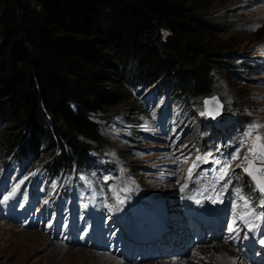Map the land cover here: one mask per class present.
<instances>
[{
	"label": "trees",
	"instance_id": "obj_1",
	"mask_svg": "<svg viewBox=\"0 0 264 264\" xmlns=\"http://www.w3.org/2000/svg\"><path fill=\"white\" fill-rule=\"evenodd\" d=\"M185 2L0 0V123L11 127L0 137L5 171L37 157L47 189L101 172L107 141L92 117L127 89L140 94L169 78L185 97L212 95L213 58L225 48L204 44L220 31Z\"/></svg>",
	"mask_w": 264,
	"mask_h": 264
},
{
	"label": "rangeland",
	"instance_id": "obj_2",
	"mask_svg": "<svg viewBox=\"0 0 264 264\" xmlns=\"http://www.w3.org/2000/svg\"><path fill=\"white\" fill-rule=\"evenodd\" d=\"M185 1V4L195 11L196 17L208 20L220 31L208 40L205 37L203 42L211 45L210 48H225L223 54L213 58L217 60V73L213 74V95L222 103L218 119L229 123H209L205 116L200 115L204 104L198 99L182 95L174 88L169 78L148 88L139 87L140 94L136 90H125L126 99L121 97L118 105L92 117L99 126L100 135L107 141L103 153L107 170L97 176H85L86 185L82 187L78 201L71 203L69 207L64 204L65 211L61 208L52 210L47 198L61 194L53 189L46 193L45 197L44 186L41 185L34 197L17 192L5 204L0 205V264H98L90 254L84 255L80 260L73 254L74 257H68L61 252L53 255L50 251L52 247L61 245L64 249L93 252L77 248L82 233H86L87 239H84L88 243L95 244L96 238H99L98 242L106 246L108 253L118 251L126 257L138 258L142 255L139 247L125 242L123 238L125 233L118 212L128 208L135 212L140 211L143 206L140 200L147 199H154L155 202L160 199L169 203V206L173 205L172 200L185 183L187 170L197 156L216 147L213 157L209 158L212 162H197L203 176L211 177L220 166L214 161H221V148L225 149V160L230 159V155L239 147L238 141L248 125L253 122L264 125V86L259 81L262 80L259 76L264 75L259 74L260 64L264 60V0ZM231 54L233 60L230 62ZM131 108L134 110L130 111ZM216 119L217 116L214 120ZM230 122L236 124L233 132H230ZM10 130L8 122L3 126L0 123V137L2 132ZM259 134L264 135V128L259 129ZM214 135L218 138H214ZM221 141L224 143L221 144ZM246 150L241 149L240 159L231 161V166L240 177L237 186L242 187L244 193L250 196V189L253 190L254 186L251 182L250 185L247 184L245 178L248 177L242 171L247 165L236 167L241 163ZM36 158L26 166L27 174H32V170L38 166ZM2 162L0 157V174ZM201 163L209 166L213 172L204 173L205 167L201 166ZM24 178L25 174L18 180L14 176L8 180L0 178V199L11 193L18 184L19 192L23 193L21 181ZM233 179L235 180V177ZM125 186L131 191H121ZM26 188L28 191V185ZM217 191H220L219 185ZM203 193L213 198L217 195L210 187L209 191ZM255 194L252 193L251 196ZM85 196L91 199L99 212H104L103 219H91L88 216ZM118 197L125 199V203L118 205ZM234 199L238 205L235 211L231 205ZM205 203L211 212L223 211L225 206L232 208L231 213L236 221L242 211V201L230 189L222 192L219 202L213 204L206 199ZM106 204L117 205L118 210L114 207L110 212L108 207H105ZM74 215L78 219L72 218ZM31 232L39 233L47 243L36 246L30 240L22 238ZM64 236L66 237L62 239ZM116 238L120 244L112 242ZM124 243L127 246L120 248ZM210 243L198 248L210 247ZM216 243H219L226 253L238 256L229 247L220 242ZM198 248H192L187 262L182 258L177 264H206L213 250L210 247L199 254ZM74 250L71 251L75 253ZM127 260L128 258L123 260V263L128 264ZM238 262L240 263L239 260ZM211 264H214V261Z\"/></svg>",
	"mask_w": 264,
	"mask_h": 264
},
{
	"label": "snow or ice",
	"instance_id": "obj_3",
	"mask_svg": "<svg viewBox=\"0 0 264 264\" xmlns=\"http://www.w3.org/2000/svg\"><path fill=\"white\" fill-rule=\"evenodd\" d=\"M254 30V29H253ZM167 35V33H165ZM212 101H216L219 105V101L216 97L211 98ZM210 101L208 99L203 101L205 106V110L200 112L201 116H211L212 119H215L220 113L219 111L214 114L208 111V105ZM222 107V105H219ZM264 128V125L258 123H251L248 125L246 130L243 132L241 138L239 139V147L230 155V159L224 161L223 163L220 160H215L214 163L220 165L219 168L216 169V174L211 177L205 178L202 172L199 170V164L197 162L209 163V158L213 157L212 152H207L202 155L196 157V159L192 162V165L188 168V176L185 180V183L181 186L180 192L184 194L187 191L192 190H201V195L203 192L209 191V187L212 191H216V198L212 196L205 197L210 200L213 204L219 202V197L222 192L227 191L231 188L232 193L243 202L242 208L243 210L239 213V221L240 224L244 225L247 228V232L241 237L238 228L236 227V219L231 220L228 225L229 236L232 239H249L248 233H255L261 228H264V211H258V209H264V135L259 134V129ZM256 132V135L253 133ZM246 148L247 150L244 152L243 159L240 164H237L236 167L240 168L242 165L246 164L247 167H243L242 171L250 178L251 183L254 185L253 191L259 192V197L255 200L249 198L243 191L242 187L237 186V182L240 180V177L235 173V170L232 169L231 161L240 159V151L241 149ZM219 151V148L217 149ZM187 160V157H185ZM259 163V167L257 164ZM230 169H232L230 171ZM123 171V169H121ZM235 177V180L233 179ZM27 179V178H25ZM81 179H85V177H81ZM107 180V178H106ZM23 183V181H21ZM190 185L192 187H190ZM219 185L220 191H217V186ZM19 184L16 185L12 192L8 195H5L3 199H0V205L5 204L17 191L19 188ZM111 190V189H110ZM121 191H131L127 186L121 189ZM182 198L185 199H194V202L197 205H201L202 201L199 199H195L189 195H184ZM47 203V201H46ZM125 203V199L117 198V204L122 205ZM236 200L232 201V208L235 211L237 208ZM87 207V205H85ZM108 207L109 211L114 210V206L105 205ZM118 210V209H117ZM251 218V219H249ZM261 221V224H256L255 221ZM232 233H236L235 236H232ZM227 239V238H226ZM259 243L264 246V238L259 240Z\"/></svg>",
	"mask_w": 264,
	"mask_h": 264
},
{
	"label": "bare ground",
	"instance_id": "obj_4",
	"mask_svg": "<svg viewBox=\"0 0 264 264\" xmlns=\"http://www.w3.org/2000/svg\"><path fill=\"white\" fill-rule=\"evenodd\" d=\"M259 77H262V80H259L260 82L264 83V75H261ZM210 103L208 105V111L212 112L213 114L217 111L220 113V107L219 105L215 104L216 101L209 100ZM203 105V104H202ZM218 106V107H217ZM203 111L205 110V106H202ZM218 108V109H217ZM219 116V115H218ZM217 116V119H218ZM208 117V118H207ZM206 118L209 121H216L211 118V116H206ZM230 125L232 127H236L234 122H230ZM84 236V233L80 236V243L77 244V248H85L87 250L93 251V252H87L83 250H74V249H64L63 246L57 245L52 247L50 250L53 255H56L61 252V254H64L68 257H74L73 255H76L77 258L83 259L82 257L86 254H90L92 258L96 259L98 261V264H122L123 262L120 261V259H117L118 256L112 253H107V249L103 247L102 245L96 243H86L82 241V238ZM22 238H25L27 240H30L31 243H35L37 245H45L47 241L45 238H43L39 233L37 232H31L23 235ZM211 244V243H210ZM49 245V244H48ZM194 246L192 244L188 245L186 248H180L183 249L182 251H179L177 254L169 251H164L163 253H157V254H143L139 256L136 259H130V262H127L128 264H177V260L182 259L187 262V258ZM210 247L213 250V253L210 254V256L206 260V264H211L212 261H214V264H243L242 261L239 259V257H234L228 253H226L225 249L216 242H213V244L210 245ZM209 246L207 247H197L199 254L203 252L204 250L210 248ZM71 250H74L75 253H73ZM195 252V251H194ZM197 252V251H196ZM73 254V255H72ZM110 254V255H107ZM196 254V255H199ZM195 257V256H194ZM205 259V258H204ZM180 260V261H182ZM240 261V263L238 262ZM93 261V260H92ZM199 261V260H198ZM121 262V263H120ZM95 264V262H94ZM126 264V263H123Z\"/></svg>",
	"mask_w": 264,
	"mask_h": 264
}]
</instances>
